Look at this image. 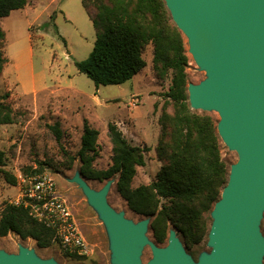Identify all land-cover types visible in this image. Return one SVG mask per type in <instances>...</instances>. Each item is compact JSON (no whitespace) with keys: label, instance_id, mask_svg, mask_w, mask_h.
Wrapping results in <instances>:
<instances>
[{"label":"rangeland","instance_id":"1","mask_svg":"<svg viewBox=\"0 0 264 264\" xmlns=\"http://www.w3.org/2000/svg\"><path fill=\"white\" fill-rule=\"evenodd\" d=\"M82 1L28 0L25 11H15L10 18L0 19V29L6 34L3 53L10 60L0 74V98L8 95L6 103L16 113L15 124L0 126V153L4 160L0 167V214L7 204L21 201L28 181L49 173L71 208L89 244L90 255L75 259L63 252L57 240L49 248L42 249L32 239L24 241L14 234L0 238V251L19 255L23 247L33 251L37 258L56 264H115L107 225L80 186L73 182L78 174L82 177L77 157L82 122L88 120L99 132L94 169L105 171L112 164L108 125L114 123L133 146L149 150L143 153L145 166L137 169L132 186L149 185L162 167L155 154L161 133L159 119L163 111L174 115V105L167 103L164 96L169 91L172 76L168 75L165 81L156 78L152 64L154 47L150 44L143 54L147 66L136 77L123 85L97 88L75 65L89 57L96 40L95 29ZM44 24L51 25L41 30L39 26ZM30 34L31 44L28 41ZM182 36L189 59L188 89L190 85L207 81L209 75L190 53L189 39ZM206 113L218 122L221 120L218 111ZM55 124L60 125L63 133L60 141L50 129ZM221 144L223 160L227 164H236L239 160L237 152L230 150L222 140ZM13 179L16 185H13ZM116 181L114 178L106 182L87 180L86 183L95 192H100L111 182L107 202L116 214H122L133 224L150 220L145 233L146 243L140 247V263L150 264L154 259L152 247L163 249L168 246V240L156 244L150 226L152 219L136 215L128 208L116 193ZM259 229L264 238V212ZM171 231L176 233L185 252L195 262L202 254L212 251L207 245L208 237L189 251L177 230L171 228L169 235Z\"/></svg>","mask_w":264,"mask_h":264},{"label":"trees","instance_id":"2","mask_svg":"<svg viewBox=\"0 0 264 264\" xmlns=\"http://www.w3.org/2000/svg\"><path fill=\"white\" fill-rule=\"evenodd\" d=\"M84 10L96 32L89 57L77 62L76 68L98 88L123 85L143 71V57L150 44L154 47L153 69L159 81L171 74L167 103L174 105V115L163 111L161 133L156 153L162 167L155 180L133 188L137 169L145 166L147 148L133 146L118 126L108 125L112 144V164L105 171L94 169L98 156L99 132L83 120L80 149V174L86 180L106 182L116 178V193L128 208L141 217L151 218L156 244H164L171 228L177 230L187 250L207 239L212 224L211 213L220 200L229 179L231 164L222 158L218 120L206 112L198 113L189 105L187 92L189 59L181 32L174 24L164 0H83ZM28 0H0V19L26 8ZM54 20V16L52 17ZM51 24L40 26L41 30ZM57 31V28L55 27ZM6 34L0 29V74ZM0 98V126L13 125L16 113ZM165 108V107H164ZM58 141L62 138L59 124L50 127ZM4 165L0 153V167ZM16 185V180H12ZM23 205L7 204L0 214V238L10 234L21 240L32 239L47 249L55 240V232L37 222ZM75 259L85 257L70 255Z\"/></svg>","mask_w":264,"mask_h":264},{"label":"water","instance_id":"3","mask_svg":"<svg viewBox=\"0 0 264 264\" xmlns=\"http://www.w3.org/2000/svg\"><path fill=\"white\" fill-rule=\"evenodd\" d=\"M190 53L209 79L187 89L192 110L218 111L217 131L239 160L211 213L209 254L195 262L176 233L167 247H152L150 264H262L264 238V0H164ZM73 182L108 227L115 264H141L150 220L133 224L107 202L111 182L95 192L79 174ZM0 264H56L21 247L19 255L0 251Z\"/></svg>","mask_w":264,"mask_h":264},{"label":"built area","instance_id":"4","mask_svg":"<svg viewBox=\"0 0 264 264\" xmlns=\"http://www.w3.org/2000/svg\"><path fill=\"white\" fill-rule=\"evenodd\" d=\"M28 183L21 201L13 205L29 208L31 216L37 222L52 229L55 232V240L64 253L89 256V244L86 243L71 208L58 191L51 174L44 173Z\"/></svg>","mask_w":264,"mask_h":264},{"label":"crops","instance_id":"5","mask_svg":"<svg viewBox=\"0 0 264 264\" xmlns=\"http://www.w3.org/2000/svg\"><path fill=\"white\" fill-rule=\"evenodd\" d=\"M26 9V8H25ZM25 9H23L22 11H25ZM21 11V10H20ZM14 12H12L11 13V15L13 14ZM11 15L8 17V18H10L11 17ZM40 27V26H39ZM31 39H32V37H31V34L28 36V41H29V44H31ZM31 51H32V48H31ZM6 58H7V60H8V63H10V60L8 59V57L6 56Z\"/></svg>","mask_w":264,"mask_h":264}]
</instances>
